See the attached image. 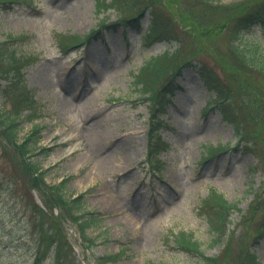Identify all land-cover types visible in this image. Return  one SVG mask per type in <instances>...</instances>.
I'll return each instance as SVG.
<instances>
[{
	"label": "rangeland",
	"instance_id": "rangeland-1",
	"mask_svg": "<svg viewBox=\"0 0 264 264\" xmlns=\"http://www.w3.org/2000/svg\"><path fill=\"white\" fill-rule=\"evenodd\" d=\"M99 1L0 3V41L28 36L9 43L33 56L25 82L36 112L30 116L23 106L20 137L41 128L32 160L46 171L42 187L32 184L0 130V264H31L37 238L51 224L66 235L64 253L82 264H204L175 243L182 231L215 254L210 264H247L250 250L264 264V74L231 51L239 42L246 55L264 61V22L242 28L239 39L231 34L237 16L264 0H157L154 9L145 7L149 0H125L123 13L112 7L99 13ZM153 13L165 30L154 38L148 33ZM129 16L134 19H124ZM101 18L121 22L105 26L97 39L62 48L58 34L85 36ZM167 51L158 64L173 69L200 57L216 70L231 90L227 108L236 122L190 67L154 111L137 74ZM145 74L157 88L171 78ZM19 96L20 90L0 91V108L14 111ZM154 116L162 122L154 137L166 143L151 161ZM65 181L68 195L83 196L84 211L104 219L89 228L95 243L82 238L62 204L48 205L54 195L44 186ZM213 190L237 203L224 238H214L205 216ZM52 247H45L44 264H53Z\"/></svg>",
	"mask_w": 264,
	"mask_h": 264
},
{
	"label": "trees",
	"instance_id": "trees-1",
	"mask_svg": "<svg viewBox=\"0 0 264 264\" xmlns=\"http://www.w3.org/2000/svg\"><path fill=\"white\" fill-rule=\"evenodd\" d=\"M15 1L17 0H0V3L9 4V2L14 3ZM201 1L207 2L209 0ZM156 4L157 0H149L145 7L149 6L151 9H154ZM108 7H113L120 13H123V9L126 7L125 0H101L99 1L97 11L100 13L102 10H105ZM153 16L154 17L152 19L151 26L148 28V33L152 38L159 36L165 31L163 28H161V23L158 21L157 15L153 13ZM124 19L131 20L134 19V16H129ZM120 20L116 22H120ZM260 21L264 22V5L239 14L231 28L233 39H239L242 33L240 32L242 28L247 27L251 23ZM115 23H107L106 20L102 18L99 21L98 26L93 28L92 31L85 37L71 33L58 34L60 36L59 43L62 48L66 49L67 51L77 45L82 44L86 40L90 41L91 39L97 37L99 34H101L102 29L105 26L111 27L114 26ZM25 38H28V36L18 35L10 36L7 40L0 41V91L5 93L14 90H20L23 95L19 96V100L15 103L14 111L12 109L6 108L5 106L0 108V130L4 138L18 153L19 159L23 162V166L27 169L26 173L28 172L30 182L37 187H42L43 183H46V171L38 163L32 160L34 148L39 147L38 141L41 138V128L36 126L30 135L23 139L20 137V131L22 129L20 113H22L23 106L30 108V116H34L36 112V99L25 83L24 71L25 68L31 64L33 56L31 54L21 52L16 46L13 47L9 45L11 42L14 43L15 41ZM231 51L240 57L241 62L245 66L253 67L264 74V61L261 59L259 62H257L255 58L257 55L256 53L253 56L246 55L245 49L241 48L240 44L238 43H235L232 46ZM159 57H169V52L167 51L159 56H155L150 61L145 62L137 74V83L141 84V90H143V93L148 96L147 98L150 99V103L155 106L154 111L161 109L164 101L163 98L166 96V94L170 95L175 89V77L181 73L182 69L185 67H190L199 74L207 89L215 93V99L213 103H218V105L220 104L224 115L229 117L230 112L227 106L233 99L231 90L227 87L228 85L225 83V80L221 79L216 70L210 67V65L206 63L205 60L200 59V57H190L172 69L168 64H158L157 60ZM147 70H150L154 74V77L160 74L161 76L171 74V78L167 79L160 88H157L158 85H156L152 77L148 80L146 79L145 73ZM2 81H5L6 83ZM154 117V121L158 126L153 127L151 130V147L149 148L148 153V159L151 161L156 155L157 149L164 148L166 143L164 140H161L160 137H154V131L156 132L162 123L158 116ZM229 119L236 122L233 117H229ZM161 143L163 145H161ZM44 151L48 150L44 149ZM65 184L66 181L59 185L55 184L49 186L46 184L47 186H44L46 190H49L54 195L53 199H49L47 201L48 205L54 208L53 200L62 204L65 207V211L70 215L68 216L69 219L80 227L82 238L88 242L95 243L96 238L92 237L88 231L92 226L101 225L104 220L103 217L96 211H84L83 196L80 195L78 197H71L65 192ZM203 205L210 210L206 211L205 216L207 217V221L214 238H224L230 235V225L232 224L231 217L234 209L237 208V203L229 201L223 196L222 193L212 191L208 198L205 199V203ZM51 226L49 227V230L46 229L47 231L45 235L40 232V235L37 238L38 241L32 256L31 264H44V258L46 256L44 255L45 247L47 245H49V248L51 245L53 246L50 254L53 258V264H65V261H67L69 257V264H82L80 261H77V258H75L71 252H69L71 255L64 253L63 242H65L64 237H66V235L63 237L61 232L57 234V227L54 224H51ZM46 241H49V243H45ZM175 243H177L182 248H188L195 252L202 259L204 264L212 263L216 257L215 254H206V252L201 248L202 243L197 239H194L191 232L189 233L182 231L177 233L175 235ZM248 252L249 253L243 258L245 263L262 264L258 257L253 254L252 250ZM113 258H118V254L113 255Z\"/></svg>",
	"mask_w": 264,
	"mask_h": 264
},
{
	"label": "bare ground",
	"instance_id": "bare-ground-1",
	"mask_svg": "<svg viewBox=\"0 0 264 264\" xmlns=\"http://www.w3.org/2000/svg\"><path fill=\"white\" fill-rule=\"evenodd\" d=\"M128 221H129V223L131 224V220L128 219Z\"/></svg>",
	"mask_w": 264,
	"mask_h": 264
}]
</instances>
